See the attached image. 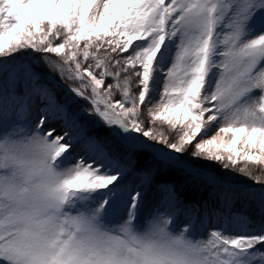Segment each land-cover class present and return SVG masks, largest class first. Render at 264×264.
<instances>
[{"label":"snow or ice","instance_id":"1","mask_svg":"<svg viewBox=\"0 0 264 264\" xmlns=\"http://www.w3.org/2000/svg\"><path fill=\"white\" fill-rule=\"evenodd\" d=\"M0 264H264V0H0Z\"/></svg>","mask_w":264,"mask_h":264},{"label":"rangeland","instance_id":"2","mask_svg":"<svg viewBox=\"0 0 264 264\" xmlns=\"http://www.w3.org/2000/svg\"><path fill=\"white\" fill-rule=\"evenodd\" d=\"M60 98H63V95H60L59 96ZM81 103H83L82 101H81ZM73 107H75V106H73ZM60 121H54V124L57 126V127H59V125H60ZM69 131L73 134V135H78V133H79V129L78 128H71V129H69ZM130 179H131V177H130ZM247 183H251L250 181H248ZM207 194V193H206ZM152 194L151 193H149V196H148V204H149V206L151 205V203H152ZM240 207V204L239 203H237V208H239ZM146 211H147V209H146Z\"/></svg>","mask_w":264,"mask_h":264},{"label":"trees","instance_id":"3","mask_svg":"<svg viewBox=\"0 0 264 264\" xmlns=\"http://www.w3.org/2000/svg\"><path fill=\"white\" fill-rule=\"evenodd\" d=\"M38 70L47 71L46 69H43V68H40ZM52 75H55V73H52ZM60 95H64V93L63 92L58 93V96H60ZM200 195H201L200 193L195 192L193 190H186V192H185L186 198H193V197H195L196 199H200ZM204 195L206 196L207 194L204 193Z\"/></svg>","mask_w":264,"mask_h":264}]
</instances>
